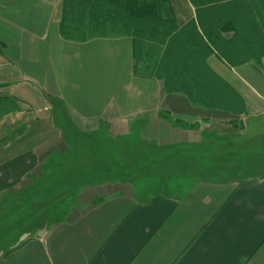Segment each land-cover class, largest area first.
I'll list each match as a JSON object with an SVG mask.
<instances>
[{"label":"crops","instance_id":"crops-1","mask_svg":"<svg viewBox=\"0 0 264 264\" xmlns=\"http://www.w3.org/2000/svg\"><path fill=\"white\" fill-rule=\"evenodd\" d=\"M167 1L180 28L200 29L191 0ZM63 13L64 0H0V213L25 206L38 182L77 188L68 216L34 235L0 226V264H264V174L213 167L249 152L264 54L233 65L214 48L208 66L241 109L205 108L166 91L158 56L140 61L131 37L65 40ZM126 147L148 161L128 164ZM64 153L92 159L84 176L59 171ZM128 169L140 170L124 180Z\"/></svg>","mask_w":264,"mask_h":264},{"label":"trees","instance_id":"trees-1","mask_svg":"<svg viewBox=\"0 0 264 264\" xmlns=\"http://www.w3.org/2000/svg\"><path fill=\"white\" fill-rule=\"evenodd\" d=\"M191 1L197 6L199 30L195 23L180 28L167 0H64L61 35L77 43L131 37L140 61L153 62L158 56L156 75L164 81L166 91L183 93L205 108L240 111L232 88L211 71L207 61L214 48L230 64L244 62L251 54L261 59L264 0ZM230 21L235 35L226 43L219 34ZM108 31L122 35H108ZM235 43L236 50H230Z\"/></svg>","mask_w":264,"mask_h":264},{"label":"rangeland","instance_id":"rangeland-1","mask_svg":"<svg viewBox=\"0 0 264 264\" xmlns=\"http://www.w3.org/2000/svg\"><path fill=\"white\" fill-rule=\"evenodd\" d=\"M106 26L109 27L110 25ZM106 34L114 36L122 35L120 32L109 31ZM146 45L147 47L150 46L149 44ZM188 51L190 52L192 50ZM236 64L237 63L233 65ZM56 107L57 105L54 108V113H56ZM249 129V141L247 143H242L244 147L253 143V145L249 146V152H240L236 155H231L228 153L224 154L221 157V161H216L213 165V167L217 169L216 173L218 175L222 177H231L237 171L243 176H246L251 172L264 174V118L250 122ZM239 143L241 144V142ZM105 146L108 145L105 144ZM104 148L106 149V147ZM126 150L128 164H142V161H148L147 158V160H142L139 158V156H135L131 152L130 148L126 147ZM106 158L107 157L105 156V159ZM247 158L250 160L249 163L246 161ZM58 160H61L63 163L59 171H67V168H70L72 165H76L77 168L73 170L71 175L74 176L76 173L80 172L82 176H84L85 173L83 170L81 171L78 166L86 165L92 159H83L81 155L74 153H64L63 155L59 156ZM166 162L170 163V160H167ZM248 164L249 168H247ZM139 167L141 168L142 165H139ZM139 170L140 169H138L136 172H133L132 170L128 169L126 178L124 180H131L138 175ZM75 188L76 185H71L69 183L67 184L66 182L62 185H51L50 182H47L46 184L44 182H38L34 184L28 191L29 197L26 199L27 195H25V198L23 200L21 199L22 204L24 203L25 206H18L15 208V210L13 207L6 206L5 209L9 212L5 210L0 213V226L6 227L8 224H12L15 226L16 230L19 229L23 232V238L34 235L39 230V228L42 229L45 226L48 227L68 216L66 209H70L73 200H75ZM23 208L26 210L23 211ZM16 232H9L6 236L4 235V237H8V240H12V237L15 236L14 239L16 243L19 236V234ZM6 241L7 240L5 239V243ZM6 244H3L4 247L2 246L1 248L6 249Z\"/></svg>","mask_w":264,"mask_h":264},{"label":"bare ground","instance_id":"bare-ground-1","mask_svg":"<svg viewBox=\"0 0 264 264\" xmlns=\"http://www.w3.org/2000/svg\"><path fill=\"white\" fill-rule=\"evenodd\" d=\"M60 142V139L54 141L53 143H51L47 149V151H51L55 146L58 145V143Z\"/></svg>","mask_w":264,"mask_h":264}]
</instances>
